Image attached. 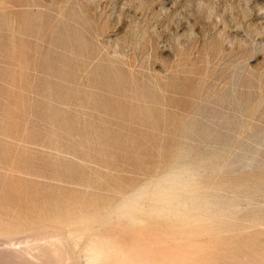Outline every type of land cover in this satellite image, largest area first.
<instances>
[{"label":"rangeland","instance_id":"obj_1","mask_svg":"<svg viewBox=\"0 0 264 264\" xmlns=\"http://www.w3.org/2000/svg\"><path fill=\"white\" fill-rule=\"evenodd\" d=\"M12 241L40 250L0 264H264V0H0Z\"/></svg>","mask_w":264,"mask_h":264},{"label":"bare ground","instance_id":"obj_2","mask_svg":"<svg viewBox=\"0 0 264 264\" xmlns=\"http://www.w3.org/2000/svg\"><path fill=\"white\" fill-rule=\"evenodd\" d=\"M15 241V240H14ZM14 241H12V242H8V245L7 246H5V247H2V248H0V262H3V261H5V260H8L10 257H14V258H16V257H22V255H27V254H29V250L30 251H33V252H31V253H34V250H32L31 248L32 247H34L35 245H33V246H31L32 244H33V241L31 242V243H26L25 241V244L23 245V246H20L19 247V245H17V243L16 242H14ZM28 242V241H27ZM36 242V241H35ZM49 242V241H48ZM47 242V243H48ZM52 242V241H51ZM44 243V242H43ZM20 244V243H19ZM29 244H31V245H29ZM48 244H50V243H48ZM38 246H40V245H38ZM37 247V246H36ZM36 247H34V248H36ZM36 249H39V248H36ZM40 250V249H39ZM37 252H38V250H36ZM35 251V252H36ZM53 251V250H52ZM90 251H91V249H90ZM41 252V251H40ZM39 254V253H38ZM42 254V253H41ZM30 255V254H29ZM55 255V254H54ZM25 256H23V257H25ZM30 256H33V255H30ZM18 257V258H19ZM36 257H38L37 255H36ZM33 258H35V257H33ZM33 258L31 259V261L33 260ZM34 260H37V262H38V264H40L39 263V261L40 260H38L37 258H35ZM46 263V262H45ZM6 264V263H5ZM41 264H44V261H43V263H42V261H41ZM47 264V263H46Z\"/></svg>","mask_w":264,"mask_h":264}]
</instances>
